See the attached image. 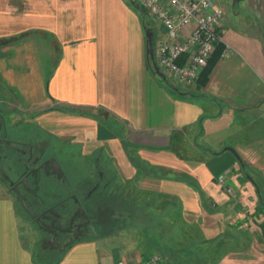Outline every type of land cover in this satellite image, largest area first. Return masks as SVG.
Instances as JSON below:
<instances>
[{"label": "crops", "instance_id": "crops-1", "mask_svg": "<svg viewBox=\"0 0 264 264\" xmlns=\"http://www.w3.org/2000/svg\"><path fill=\"white\" fill-rule=\"evenodd\" d=\"M246 4L257 27L222 16V49L206 81L172 89L147 68L148 24L133 0H0V99L35 114L66 147L106 155L133 210L156 221L141 231L129 224L122 237L103 238L107 245L84 239L50 264L153 255L164 264H264V215L251 183L264 186V0ZM220 175L231 194L215 183ZM20 211L0 185V264H42Z\"/></svg>", "mask_w": 264, "mask_h": 264}, {"label": "flooded vegetation", "instance_id": "flooded-vegetation-1", "mask_svg": "<svg viewBox=\"0 0 264 264\" xmlns=\"http://www.w3.org/2000/svg\"><path fill=\"white\" fill-rule=\"evenodd\" d=\"M0 102V185L14 196L35 242L45 252L62 254L98 237L115 184L108 157L101 163L96 153L79 167L70 157L60 159L66 144L38 126L35 114L21 112L11 99Z\"/></svg>", "mask_w": 264, "mask_h": 264}, {"label": "built area", "instance_id": "built-area-1", "mask_svg": "<svg viewBox=\"0 0 264 264\" xmlns=\"http://www.w3.org/2000/svg\"><path fill=\"white\" fill-rule=\"evenodd\" d=\"M165 30V38L157 43L153 61L159 72L175 81L194 83L219 43L222 11L214 0H133ZM225 52H222L224 54ZM215 183L231 194L225 176ZM116 264H164L163 258L153 255L145 262L118 260Z\"/></svg>", "mask_w": 264, "mask_h": 264}, {"label": "rangeland", "instance_id": "rangeland-1", "mask_svg": "<svg viewBox=\"0 0 264 264\" xmlns=\"http://www.w3.org/2000/svg\"><path fill=\"white\" fill-rule=\"evenodd\" d=\"M214 1H215L214 2L215 5L222 11V16H225L227 21L230 22L233 26H236L239 29L247 30L249 32H252L253 30L247 29L245 25L248 24V25H251V26L253 25L254 27L255 26L257 27L258 20L255 18V12L254 10H252L251 6L246 4V0H214ZM135 4L137 3L135 2ZM137 12L139 14V17L143 19V22L148 24V28L152 32L151 46L152 48H154L157 40L165 38V30L159 23L152 20L146 13H143L141 8L138 7ZM160 73L163 75V80H161L162 78L159 80L165 84H168L169 87H171L172 89H181L185 87V84L175 81L170 76H168V74L162 73V72ZM0 107H4V104L1 102H0ZM102 117L104 118L105 115H103ZM108 122H109V126L112 127V130H114V132L116 133V130H117L116 126L112 122L110 121ZM36 132H37V137L43 138L42 131L41 133H39V131H36ZM64 144H68V143L64 142ZM64 151H65L64 154L63 152L61 153L62 155L60 154V156L58 154L60 159H62L63 157L66 158L68 155H73L74 156L73 159H70L71 163L73 162L75 166H78V167L86 165V163H89L93 160L92 156H87V157L82 156L81 150L77 147H72V146L65 147ZM100 161L101 163H104L107 160L105 159L104 156H101ZM108 176H111L113 178L115 176V172L109 173ZM116 189H120V193L115 195V197L114 195L113 197L112 195L109 196V203H110L111 209H109V212H108V222L105 224V227L103 229L99 230V238L100 240H103L101 241V243L105 245H107V240H105L107 239L106 238L107 236L113 233H116V232H120L121 237L123 234H126L127 228H128L127 225L129 224L132 225L133 229H136L139 231H141L140 229L146 230L149 228L150 229L156 228L155 226L156 221H153L152 225L148 224L146 220L143 221L142 219H140L138 215L139 214L138 211L133 210L134 208H136V205L134 207L132 203L127 201V186L122 185L121 187V182L118 177H117V180H115L112 193L114 192L113 190H116ZM127 203H129L130 205L132 204V210H133L132 216L136 217V218H133V220L129 221L128 223H127V207L130 209V205ZM152 213H155V212H152ZM20 214H21V219H22V226L23 227L25 226L26 229H29V227L24 222V217L21 211H20ZM149 216H151L152 219H154V217L155 218L158 217L155 214H151V213H149ZM22 230H25V228H23ZM115 240L116 239H114V241ZM26 243L30 244L31 240H28ZM33 246L34 247L32 248V253H33L34 259L38 263L50 264V263H53V261L61 257V254H53L50 252H45L39 247L37 243L36 245H33Z\"/></svg>", "mask_w": 264, "mask_h": 264}, {"label": "trees", "instance_id": "trees-1", "mask_svg": "<svg viewBox=\"0 0 264 264\" xmlns=\"http://www.w3.org/2000/svg\"><path fill=\"white\" fill-rule=\"evenodd\" d=\"M141 8V7H140ZM143 10V9H142ZM30 33H25V34H21L18 36H15L13 38L7 39L4 41L3 44H12V43H16L21 41L23 38H25L27 35H29ZM222 49V46L220 43H217L215 46V53L211 54V58H209L206 62V66L202 69V71L200 72L199 76H198V82L200 84H203L206 81L208 72L210 71L211 66L213 65L214 61L216 60V58L218 57V55L220 54ZM214 54V55H213ZM213 55V56H212ZM147 68L150 71L151 74H153L152 70H151V62L147 60ZM250 180V179H249ZM254 191H255V195L257 198V209L255 210L256 214H261L264 215V186L258 187L256 185L255 182H252ZM258 228L261 232V234L264 236V220L258 225Z\"/></svg>", "mask_w": 264, "mask_h": 264}, {"label": "water", "instance_id": "water-1", "mask_svg": "<svg viewBox=\"0 0 264 264\" xmlns=\"http://www.w3.org/2000/svg\"><path fill=\"white\" fill-rule=\"evenodd\" d=\"M145 26H147V24ZM144 39H145V54L151 62V70H152L153 74H155L159 78L163 79V75L159 72L158 68L156 67V65L153 61V48L151 46L152 32L149 28H146V27H144ZM228 151L232 152L229 149H228ZM42 248H44V247H42Z\"/></svg>", "mask_w": 264, "mask_h": 264}]
</instances>
